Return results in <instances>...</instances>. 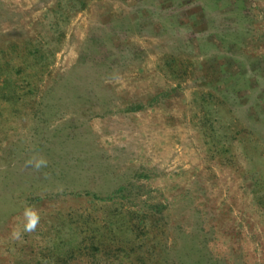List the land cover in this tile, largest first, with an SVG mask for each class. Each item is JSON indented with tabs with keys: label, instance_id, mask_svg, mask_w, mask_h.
I'll return each instance as SVG.
<instances>
[{
	"label": "rangeland",
	"instance_id": "rangeland-1",
	"mask_svg": "<svg viewBox=\"0 0 264 264\" xmlns=\"http://www.w3.org/2000/svg\"><path fill=\"white\" fill-rule=\"evenodd\" d=\"M0 264H264V0H0Z\"/></svg>",
	"mask_w": 264,
	"mask_h": 264
},
{
	"label": "clouds",
	"instance_id": "clouds-1",
	"mask_svg": "<svg viewBox=\"0 0 264 264\" xmlns=\"http://www.w3.org/2000/svg\"><path fill=\"white\" fill-rule=\"evenodd\" d=\"M30 163H33V166L37 170H39L41 167L47 166V160L44 159L43 157L36 159L34 161H30ZM23 216H24V220H25V223L23 226V233L34 232L40 223L39 214L32 207H27L24 210ZM23 233L19 230H14L12 232V238L15 240H19L22 237Z\"/></svg>",
	"mask_w": 264,
	"mask_h": 264
}]
</instances>
